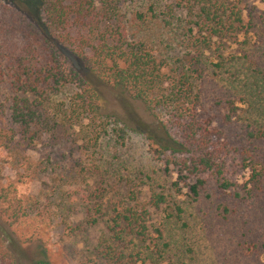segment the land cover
<instances>
[{
	"label": "rangeland",
	"instance_id": "374dc122",
	"mask_svg": "<svg viewBox=\"0 0 264 264\" xmlns=\"http://www.w3.org/2000/svg\"><path fill=\"white\" fill-rule=\"evenodd\" d=\"M229 1L241 9L248 34L226 42L215 55L206 54L209 64L223 67L210 65L199 82L195 118L208 151L219 157L216 162L225 163V177L235 183L242 200L232 203L233 196L215 191L210 175L201 178L207 179L211 198L193 204L185 185L177 192L173 183L180 169L173 164L165 172L169 158L159 160L153 152L158 146L147 139L150 134L155 140L164 137L161 123H167L168 116L159 112L157 118L151 116L140 102L90 76L87 86L70 85L45 95L47 114L57 116L55 127L34 144L16 142L0 160V189L9 192L4 208L18 209L22 215L16 224L8 217L0 219L12 255L6 264H110L106 259L110 252L124 256L121 264H152L148 257L154 249L149 242L158 227L172 242L167 258L187 264H264V179L259 190H252L254 170L264 168V141L251 144L247 138L253 128L264 130V91L257 85L254 91L250 88L251 62L264 48V0ZM151 2L131 0L123 6L129 38L172 64L185 54L179 32L158 20L141 23L134 18ZM169 2L161 0V5ZM4 3L38 26L43 24L37 0ZM246 38L250 44L240 45ZM91 88L97 93V115L84 111V103L90 101L84 91ZM7 92L2 88L0 93L6 97ZM100 113L110 117L104 120ZM107 123L108 134L96 142L97 130ZM187 183H195L194 177L189 176ZM159 192L167 196L171 208L174 203L183 207L188 228L166 217L172 211L169 206L150 205L152 195ZM223 202L231 211L226 219L218 207L223 208ZM136 203L149 205L148 239L130 230L122 241L115 239L112 229L118 214ZM118 223L120 229L126 226Z\"/></svg>",
	"mask_w": 264,
	"mask_h": 264
},
{
	"label": "trees",
	"instance_id": "16d2710c",
	"mask_svg": "<svg viewBox=\"0 0 264 264\" xmlns=\"http://www.w3.org/2000/svg\"><path fill=\"white\" fill-rule=\"evenodd\" d=\"M128 2L131 0H37L45 18L38 26L22 11L0 0V92L2 88L8 91L6 97L0 93V160L16 142L34 144L55 127L57 116L47 114L45 95L57 94L70 85L87 86V78L91 76L140 102L151 116L157 118L158 112L168 116V122L161 123L164 137L156 141L150 134L147 139L151 146L152 143L158 146L153 152L159 160L169 158L165 172H169L173 164L180 169L173 183L177 192L181 184L185 185L186 196L193 204L205 197L211 198L207 190L209 183L201 178L210 175L211 187L228 198L233 196L230 201L234 203L241 199V194L235 189V183L226 179L225 163L216 162L219 157L208 151L195 110L200 98L198 84L212 65L206 54L215 55L226 42H237L240 36L248 34L249 25L246 26L241 9L229 0H170L166 5H161V0H152L146 12H136L134 18L138 22L158 20L164 28L179 32L185 54L170 64L157 59L146 46L130 40L122 13ZM249 44L247 38L240 43ZM258 50L260 56L251 62L250 88L254 91L257 85L264 91V48ZM248 58L244 54L249 62ZM212 66L221 69L223 64ZM84 94L90 99L84 103V111L99 114L97 93L91 88ZM100 115L104 120L110 117ZM108 126L107 123L97 130L96 142L108 134ZM247 138L251 144L262 142L264 130L253 128L247 132ZM250 158L259 166V162ZM261 165L264 167L263 162ZM189 176L194 177L195 183H187ZM253 177L257 179L252 190H259L264 168L254 170ZM132 196L136 202L137 195ZM8 203L9 192L0 189V219L8 217L11 224H16L22 215L18 209L9 212L4 208ZM223 203V208L218 207L226 219L231 211L226 202ZM150 205L171 208L162 192L152 195ZM171 210L166 217L188 228L183 221V207L174 203ZM149 212L148 204L136 203L133 208L119 213L112 229L115 239L122 241L127 230L144 241L148 239ZM119 220L126 226L120 229ZM154 234L156 237L149 242L154 249L148 257L152 264L164 261L187 264L166 257L172 250V242L165 237L163 227L156 228ZM106 259L110 264H121L124 256L117 258L110 252ZM11 260L6 235L0 230V264Z\"/></svg>",
	"mask_w": 264,
	"mask_h": 264
}]
</instances>
